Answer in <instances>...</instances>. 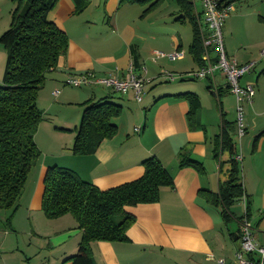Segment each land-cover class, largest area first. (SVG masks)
<instances>
[{
    "label": "crops",
    "instance_id": "1",
    "mask_svg": "<svg viewBox=\"0 0 264 264\" xmlns=\"http://www.w3.org/2000/svg\"><path fill=\"white\" fill-rule=\"evenodd\" d=\"M92 1L58 0L50 13V20L67 34L69 50L47 74L45 95H49V89L53 90V101L42 108L41 91L37 99L43 113V121L35 134L41 157L28 176L10 226H4L3 220L12 211H3L0 264H72L66 260L77 253L82 231L71 215L43 220V179L48 168L68 169L80 180L104 191L139 179L144 173V160L152 156L170 172L174 186L163 188L157 203L126 206L125 211L136 218L127 231L129 241L92 243L94 263L218 264L223 259L225 264H235L240 225L247 212L244 198L239 200L243 205L242 214L234 212L233 207L231 210V222L236 224L234 231L230 223H224L220 207L201 198L199 191L218 193L224 179L221 169L226 170L224 164L229 155L219 151V157L215 158V138L221 135L224 121L233 123V142L236 157L240 158L249 220L254 224L258 243L264 244V0L237 2L245 3L239 10L233 4L222 27L226 54L239 64L254 63L240 81L243 86L255 87L252 102L244 104L246 133L241 138L236 127V98L227 89L221 74L216 75V86L202 80L205 85L201 87L187 86V83L172 87L169 82L183 81L185 74L200 66L196 64L192 70L169 69L165 65H160L158 70L146 68L144 57L153 51L147 48L148 39L143 32L159 29V23L153 21L156 10L142 15L148 7L143 9L126 0H105V16L99 21L92 12L86 13ZM81 4L85 9L77 13V6ZM176 6L171 12L160 11V15L169 20L181 12L177 3ZM14 7L10 0H0L1 31L5 30L4 25L9 28ZM95 21L100 23L98 32L92 29L97 26ZM179 37L170 38L166 51H185ZM131 63L136 74L149 81L145 84V99L138 104L132 90L124 96L113 94V102L122 107V114L112 119L117 127L116 135L104 140L93 155H73L76 134L70 133L72 120L62 111L77 108L71 116L76 130L83 114L81 105L88 100L111 97L112 91L97 85L74 90L65 86L66 79L87 73L95 77L123 78ZM166 72L175 73V79L169 80ZM56 90L59 94L53 95ZM186 93L197 95L201 103L192 121L187 116L189 101L180 96ZM136 127H140L139 132L135 131ZM179 154L199 162L202 171L191 166L179 167Z\"/></svg>",
    "mask_w": 264,
    "mask_h": 264
},
{
    "label": "trees",
    "instance_id": "2",
    "mask_svg": "<svg viewBox=\"0 0 264 264\" xmlns=\"http://www.w3.org/2000/svg\"><path fill=\"white\" fill-rule=\"evenodd\" d=\"M15 5L8 30L0 37L7 58L0 85V210L12 211L4 221L10 226L12 214L17 209L28 176L41 157L35 142V134L43 113L37 106L40 90L47 74L52 72L69 50V38L53 21L50 13L58 0H10ZM134 4L150 0H126ZM161 0H155L144 13L153 11ZM221 4H234L243 0H218ZM78 2V0H75ZM180 11L192 25L193 39L189 52L198 66L204 64V47L201 38L202 13L197 12L192 0H176ZM85 5L77 6L81 13ZM181 18H185V17ZM180 18V19H181ZM202 24H201V23ZM180 96L189 101V121L201 108L197 95L186 93ZM83 109L79 127L72 147L75 156L93 155L104 140L112 139L117 127L112 119L122 114V107L110 97L88 100ZM233 123L223 122L221 135L215 138L214 156L220 152L229 155L224 179L217 194L208 190L199 191V196L221 209L222 219L229 224L233 205L242 198L246 200V217L250 210L242 184L241 167L236 159L233 142ZM258 138L255 140L257 142ZM186 158V159H185ZM179 167L191 166L202 171V165L179 154ZM144 173L134 181L100 190L80 180L68 169L50 167L43 179L44 193L42 211L47 220L71 215L82 238L78 251L66 261L72 264H95L91 244L94 242H128L127 231L136 218L125 211L126 206L157 203L161 190L174 186L170 172L159 159L152 156L144 160ZM120 217V221L116 219Z\"/></svg>",
    "mask_w": 264,
    "mask_h": 264
},
{
    "label": "built area",
    "instance_id": "3",
    "mask_svg": "<svg viewBox=\"0 0 264 264\" xmlns=\"http://www.w3.org/2000/svg\"><path fill=\"white\" fill-rule=\"evenodd\" d=\"M201 1L203 7L201 13L204 17L202 21L204 26L201 25V38L205 52L204 64L197 70L188 72L184 77L194 80H208L213 85H215L218 73L224 77L227 89L236 98V127L237 133L241 138L246 133L244 104L252 102L255 96V87L251 84L243 86L240 84V81L252 70L254 63L239 64L235 59L230 58L226 54L222 27L226 18L233 10V4H221L218 0ZM192 2L196 10L195 0H192ZM184 57L185 52L182 49H175L171 52L155 50L151 53V60L153 62L163 59L174 62ZM143 71L146 72V69ZM165 75L169 80L175 79L172 73L166 72ZM146 83H149V81L136 74L132 63L129 65L127 73L123 78L112 76L95 77L87 73L79 76H69L65 81V85L75 88L91 85L102 86L111 90L112 93L122 96L127 95L132 90L138 103L143 100ZM58 94V90L53 92V95ZM135 131L139 132L140 127H136ZM236 159L240 160L239 157H236ZM243 204L247 207L245 198L243 199ZM255 234L254 224L247 217H244L243 223L240 225L239 247L235 254V264H264V244L258 243ZM218 264H225V260H219Z\"/></svg>",
    "mask_w": 264,
    "mask_h": 264
},
{
    "label": "rangeland",
    "instance_id": "4",
    "mask_svg": "<svg viewBox=\"0 0 264 264\" xmlns=\"http://www.w3.org/2000/svg\"><path fill=\"white\" fill-rule=\"evenodd\" d=\"M94 2L92 5L89 6V9H86V13L88 14V12H92L94 14V17L96 19H98L99 21L102 20L105 16V0H94L92 1ZM155 0H150V1H145V2H141V3H134L137 4L138 6L140 5V7H142L143 9H146L147 7H149L152 3H154ZM195 4H196V10L197 12H202L203 7H202V1L201 0H195ZM235 9H240L241 6L245 5V3H234ZM99 5V6H98ZM100 7V8H99ZM174 7L176 6V0H161L159 2V5L154 9L156 10V14L153 18V21L156 20V22L159 23L158 26V30L156 31H152V30H144L143 34H145V37L148 39L147 40V48L150 49V52L154 51V50H159V51H163V52H168L166 51V46L169 44V40L170 38H173L174 36H180L179 38H181V40L183 41V49L186 51H184L186 53V56L184 59L182 60H177L176 62H168V60H159L158 63H152L151 61V55L148 53V55H146L144 58H147L146 60L144 59V61H146V68L150 71V70H158L160 65H165L167 66V68L172 69L174 67H181V68H187L189 70L196 69V63L194 62L193 56L190 54L189 52V47L192 43V39H193V32H192V25L189 22V20L184 16V14L182 12H177L175 13L172 18H170L169 20L165 19L164 15H160V11H166V12H171L173 10ZM244 7V6H243ZM165 12V13H166ZM100 13V14H99ZM144 14V12H142V15ZM146 14V13H145ZM141 15V16H142ZM185 17V18H181V17ZM159 17V18H158ZM102 18V19H101ZM181 18V19H180ZM204 20L203 14H202V21ZM94 23H97V26L93 27V31L98 32V26H99V22L95 21ZM7 25H4L3 28H5L4 31H1L3 29H0V36H2V34L6 31V29L8 28ZM223 33H224V29H223ZM222 33V34H223ZM154 34V35H153ZM225 39V36H224ZM147 54V53H146ZM150 55V56H149ZM6 58H7V54L6 51L3 47V45L0 43V85H2V80H3V76H4V70H5V63H6ZM257 70H259V65L256 67ZM175 74V73H174ZM177 78V77H176ZM179 78V77H178ZM184 81V82H183ZM180 80L178 79L176 82H169L168 84H171L172 87H177V86H184V83H187V86H204L205 85V81L202 80H194L191 78H186L184 77V80ZM165 84V83H162ZM161 84H157V86H159ZM68 88L74 89V90H80V89H85L86 86H82L80 88H73L71 86H67ZM186 86V85H185ZM101 90H105L102 88H99ZM145 89V88H144ZM46 88L43 87L40 91L42 93V97H41V103L40 106L42 108H44L45 104H49L51 101H53L52 96H51V92L53 90L49 89V95H45L46 94ZM40 93V92H39ZM146 93V91H145ZM113 94L114 96H118L116 93H112L110 99H114L113 98ZM147 93L144 95V98L146 97ZM45 97V98H43ZM136 103V101H135ZM140 104V103H138ZM38 106V104H37ZM39 108V107H38ZM77 108H74L72 110L69 111H62V114H67L70 118H71V131L70 133H75V121H73V114L75 110ZM41 110V109H40ZM42 111V110H41ZM56 114V113H55ZM60 114V113H59ZM61 116V115H60ZM233 118V117H232ZM45 129V128H44ZM4 210H0V223H3L1 220L4 217L3 214ZM233 211L236 212L237 214H242L243 213V205L242 202L237 201L235 203V205L233 206ZM43 220H47L45 218V216H43ZM121 219L120 217H118L116 219L117 222H119ZM5 221V220H3ZM11 223H13V221L11 220ZM19 223H26L23 221H20ZM230 222L229 227L231 230H236L235 229V223ZM22 235H24L23 232H20ZM20 234V236H21ZM237 243H239L237 241Z\"/></svg>",
    "mask_w": 264,
    "mask_h": 264
}]
</instances>
